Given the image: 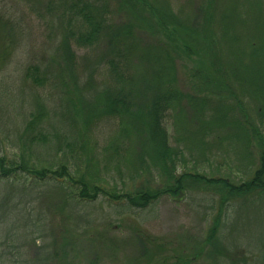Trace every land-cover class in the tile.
<instances>
[{
	"label": "rangeland",
	"instance_id": "374dc122",
	"mask_svg": "<svg viewBox=\"0 0 264 264\" xmlns=\"http://www.w3.org/2000/svg\"><path fill=\"white\" fill-rule=\"evenodd\" d=\"M70 1L0 0V154L14 157L26 148L39 165L64 163L72 175L91 170L110 192L143 182L156 187L155 168L132 179L140 149L133 138H117L119 117L84 124L81 107H92L116 83L105 62L106 36L88 48L74 43L81 28ZM84 1L105 16L109 28L133 25L139 49L128 72L131 94L134 102L145 103L152 95L143 91L146 79L164 65L163 33L153 23L143 24L122 0ZM209 1L211 48L228 86L206 88L199 69L208 59L179 57L168 47L183 98L163 122L180 160L177 173L200 172L238 185L252 178L264 151V0L147 3L154 22L159 11L169 12L187 31L200 32ZM146 53L157 59L147 63ZM29 68L38 81L27 76ZM36 113L42 114L40 145H32L25 131ZM108 199L76 201L52 181L0 180V264H264V192L231 196L218 186L195 185L176 198L162 195L144 209Z\"/></svg>",
	"mask_w": 264,
	"mask_h": 264
},
{
	"label": "trees",
	"instance_id": "16d2710c",
	"mask_svg": "<svg viewBox=\"0 0 264 264\" xmlns=\"http://www.w3.org/2000/svg\"><path fill=\"white\" fill-rule=\"evenodd\" d=\"M121 2L136 9L143 24L152 25L151 23H153L154 27L156 26L157 30L163 33L166 46L179 54V57L185 56L191 59L192 56H203L208 59L207 65L203 63L199 69L206 88H209L210 85L217 87L215 83L224 87L228 86L227 72L221 69L220 57L211 48V43L214 44V41L210 36L214 29H211L209 23L214 20H211L213 1V3L209 1L204 7L207 17L205 22L203 21L200 32L187 31L182 25L181 19L169 12L159 11L160 16L154 22V18H152L154 9L147 3V0H122ZM70 7L76 8L74 12L81 28L74 37V43L78 48L92 47L98 44L102 37L108 38L110 49L107 54L108 60L105 62L108 63L110 74L116 83L112 89L100 92L92 107H86V105L81 107L84 124L88 125L105 117H119L121 127L117 138L119 136V140L133 138L137 141L140 149L137 155L139 161L134 166L132 179H135L143 171L155 168L157 174L153 181L159 179L160 183L156 187H151L149 182H143L132 190L121 193L110 192L99 184L97 173L87 170L83 173L76 171V175H72L68 165L64 163H60L54 168L48 165H39L38 161L30 159L26 148L14 157L0 154V180L15 181L24 177L36 181H52L61 188L67 197L76 201H93L98 195H103L106 199L109 198L108 200L120 198L119 200H122L126 206L141 209L148 207L162 195L176 198L195 185L218 186L231 196H246L253 191L264 192V151L260 155L259 166L254 171L252 178L238 185H234L224 178L207 177L200 172L182 171L177 173L180 160L178 153L168 145V132L163 120L168 110L178 108L183 95L177 89L174 76L171 74L172 63L168 56V47L165 46V52L163 51L161 59H163L164 65L162 68L158 71L153 69L152 80L145 77L147 87L145 83L146 88H143V91H150L152 95L148 98L146 96L145 103L138 104L133 101L131 94L134 88L131 82L133 80L128 74L134 68L132 59L137 56V49H139V40L134 36L133 25L122 23L123 25L109 28L105 16L88 1L71 0ZM228 26L224 25L223 28L226 30ZM204 42L206 43L204 44ZM64 49L66 58L71 59L73 52L67 43H65ZM228 51L229 55H232L229 49ZM229 57L231 58V56ZM155 59L157 58L146 53L147 63ZM32 70L29 68L26 74L36 82L38 79L35 76L32 78ZM41 118L42 114L40 113L31 114L25 125V131L31 136V140L37 143L32 142V145L42 143L40 139L43 137V131L39 126ZM145 157L150 159V164L145 163ZM213 231H215V227H212L210 232Z\"/></svg>",
	"mask_w": 264,
	"mask_h": 264
}]
</instances>
